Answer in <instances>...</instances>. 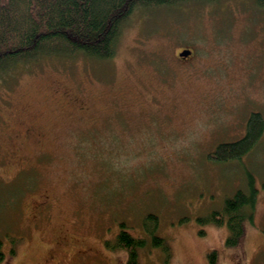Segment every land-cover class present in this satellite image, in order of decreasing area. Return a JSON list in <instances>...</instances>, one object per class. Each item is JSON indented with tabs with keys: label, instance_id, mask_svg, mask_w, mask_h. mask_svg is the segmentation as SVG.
<instances>
[{
	"label": "rangeland",
	"instance_id": "1",
	"mask_svg": "<svg viewBox=\"0 0 264 264\" xmlns=\"http://www.w3.org/2000/svg\"><path fill=\"white\" fill-rule=\"evenodd\" d=\"M118 39L105 60L50 57L0 83L1 264H126L105 242L120 222L146 237L148 212L170 253L147 236L139 264H264V133L240 160L206 156L263 109L264 9L136 10ZM182 47L195 49L187 61ZM248 174L257 201L232 247L225 221L198 218Z\"/></svg>",
	"mask_w": 264,
	"mask_h": 264
},
{
	"label": "trees",
	"instance_id": "2",
	"mask_svg": "<svg viewBox=\"0 0 264 264\" xmlns=\"http://www.w3.org/2000/svg\"><path fill=\"white\" fill-rule=\"evenodd\" d=\"M213 1L216 0H0V83L18 70L50 57L60 60L77 56L88 60L112 57L124 26L136 10L159 6L180 8ZM244 1L264 9V0ZM260 111L248 114L241 137L219 142L207 153L208 159L216 162L240 160L249 153L263 136L264 118ZM247 177L248 189H237L225 198L220 210L213 209L198 218L200 222L216 225L226 222L225 244L232 247L241 244L246 222L251 221L257 201L254 177L251 174ZM141 224L146 237L131 235L127 226L120 222L113 243L106 241L105 245L126 250V264H139V247L147 244L148 236L149 244L161 247L168 258L170 246L163 236L156 234L158 215L146 213ZM2 244L0 240V264L5 260ZM13 251L14 247L10 249L11 253ZM215 253V250L208 253L211 263L215 262Z\"/></svg>",
	"mask_w": 264,
	"mask_h": 264
},
{
	"label": "flooded vegetation",
	"instance_id": "3",
	"mask_svg": "<svg viewBox=\"0 0 264 264\" xmlns=\"http://www.w3.org/2000/svg\"><path fill=\"white\" fill-rule=\"evenodd\" d=\"M182 49H185V47H182ZM182 49H180L179 51H177V55H178V58L182 61H187L192 55H193V53L195 52V49H194V47L193 48H186V49H190V54H188V55H186V56H179V52L182 50ZM257 111V110H256ZM260 111V110H259ZM261 113H263L262 115H263V118H264V106H263V109L260 111ZM230 122H231V124H234L235 122H234V120H230ZM229 122V123H230ZM245 122V121H244ZM245 124H246V122L243 124V127L241 128V131H242V133L244 132V130H245ZM263 133H264V130H263Z\"/></svg>",
	"mask_w": 264,
	"mask_h": 264
},
{
	"label": "water",
	"instance_id": "4",
	"mask_svg": "<svg viewBox=\"0 0 264 264\" xmlns=\"http://www.w3.org/2000/svg\"><path fill=\"white\" fill-rule=\"evenodd\" d=\"M190 49H182V51L179 52V56H186L188 54H190Z\"/></svg>",
	"mask_w": 264,
	"mask_h": 264
}]
</instances>
